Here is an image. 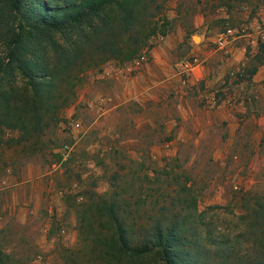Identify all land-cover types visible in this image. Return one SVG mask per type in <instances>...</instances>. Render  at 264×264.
I'll list each match as a JSON object with an SVG mask.
<instances>
[{
  "label": "rangeland",
  "instance_id": "rangeland-1",
  "mask_svg": "<svg viewBox=\"0 0 264 264\" xmlns=\"http://www.w3.org/2000/svg\"><path fill=\"white\" fill-rule=\"evenodd\" d=\"M158 1L150 48L124 62H101L86 48L59 72L57 97L67 95V76L73 94L45 127L31 130L19 72L0 80L12 89L21 129L0 126L6 264H104L96 238L111 224L101 200L130 229L188 214L195 223L182 230L184 246L198 248L203 264H264V77L249 73L264 64V0ZM227 28L237 31L230 42L246 47L237 66L223 69L229 52L213 38ZM68 37L46 34L49 61ZM207 53L217 60L203 78ZM153 66L163 68L146 93L132 84L127 91L128 78ZM216 74L218 82L205 81ZM136 264L160 263L148 256Z\"/></svg>",
  "mask_w": 264,
  "mask_h": 264
},
{
  "label": "trees",
  "instance_id": "trees-1",
  "mask_svg": "<svg viewBox=\"0 0 264 264\" xmlns=\"http://www.w3.org/2000/svg\"><path fill=\"white\" fill-rule=\"evenodd\" d=\"M159 12L158 0H0V44L4 52L0 55V80L13 68L24 78V106L28 110L24 113L29 114L31 130L45 127L71 101L70 77L64 78L67 95L63 99L54 92L55 82L59 72L74 65L80 51L89 48L99 52L101 62L110 58L128 61L150 48L147 41L157 34L154 17ZM51 33H69L70 41L56 46L55 56L49 61V46L44 40ZM254 71L255 67L249 73ZM1 84L0 126L21 130L18 114L11 105L12 89ZM100 205L111 224L110 235L104 241L96 238L102 242L99 252L104 264H117L120 260L136 264L148 256L160 264H203L198 248L184 246L186 235L182 230L193 229L195 223V219L188 224L184 221L188 214L181 216L178 212L166 222L152 217L145 227L130 229L112 203L101 200ZM5 257L0 252V264H6ZM93 261L89 264L96 263Z\"/></svg>",
  "mask_w": 264,
  "mask_h": 264
},
{
  "label": "crops",
  "instance_id": "crops-1",
  "mask_svg": "<svg viewBox=\"0 0 264 264\" xmlns=\"http://www.w3.org/2000/svg\"><path fill=\"white\" fill-rule=\"evenodd\" d=\"M256 22L258 21H252L251 23V26L254 27L255 29V26H256ZM250 34H248L249 36ZM245 40H249V42H253L254 39H253V36L252 38H247ZM246 45L243 43V41L239 40V39H233V42H230V45H229V48L228 50L225 52V53H228V56L227 57H220V60L222 61V63H219L218 65L220 67H223L224 69V66H227V65H238V63L240 62V60H243L244 57H245V53H243V50L245 49ZM211 58H215V60H217V57H211V55H209L208 53L205 54L203 56V78L205 76V74H207L209 72V65L208 63L209 62H212V63H215L216 61L212 60ZM223 58L224 60H228V61H223ZM155 60H159V61H162V58L158 57V55L155 53ZM157 68H163V67H156V66H153V67H147V69H145L144 71H142V73H139L137 75H135L134 77L132 78H128L127 81H125L126 83V89L127 91H130L132 88L131 84L133 86L136 87V89L138 90L139 89V94H143V93H146V89L148 88V86H150L151 84L150 83H154L155 80L154 78L156 77L155 76V73L156 72H159L157 70ZM164 74H167L166 72L162 71ZM218 73V71H217ZM217 75V74H216ZM252 78L253 80H260L262 77H264V64H258L257 65V68L255 69V71L253 72L252 74ZM255 76V77H254ZM214 76H210V77H205V81L207 83H210L211 85H213L215 82H218V75L214 77ZM138 95V96H140Z\"/></svg>",
  "mask_w": 264,
  "mask_h": 264
},
{
  "label": "built area",
  "instance_id": "built-area-1",
  "mask_svg": "<svg viewBox=\"0 0 264 264\" xmlns=\"http://www.w3.org/2000/svg\"><path fill=\"white\" fill-rule=\"evenodd\" d=\"M233 32L237 31H233L232 29L227 28L224 31L217 33L213 38V42L216 47L226 52L229 48L231 37L233 36V34H236ZM184 66L186 67L188 65L185 63Z\"/></svg>",
  "mask_w": 264,
  "mask_h": 264
}]
</instances>
